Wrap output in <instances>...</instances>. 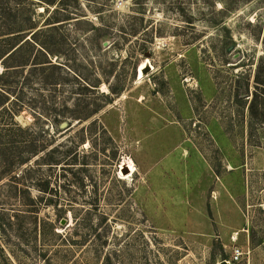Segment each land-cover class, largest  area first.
<instances>
[{"label": "rangeland", "instance_id": "rangeland-1", "mask_svg": "<svg viewBox=\"0 0 264 264\" xmlns=\"http://www.w3.org/2000/svg\"><path fill=\"white\" fill-rule=\"evenodd\" d=\"M62 4L55 30L0 64L30 129L14 141L33 146L0 182V264H264V125L248 109L264 100V0ZM0 6L3 40L48 17Z\"/></svg>", "mask_w": 264, "mask_h": 264}, {"label": "trees", "instance_id": "trees-1", "mask_svg": "<svg viewBox=\"0 0 264 264\" xmlns=\"http://www.w3.org/2000/svg\"><path fill=\"white\" fill-rule=\"evenodd\" d=\"M74 1L76 3L79 2V0H74ZM34 2L37 3V6H40V5L47 6V8L46 6H43L46 10V13L48 14V17L46 18L42 27H37V24L35 23H33L32 25V24H27L26 22H23L21 26L17 28V30L15 28L13 29L16 31L13 33L15 34L13 39L3 40L1 37L4 34H1V33H4L3 29L4 28L7 29L6 28L7 26L0 23V64H4V62L7 59L16 57L18 52L21 51L23 45L28 43L29 40H33V42H36V40H39L38 37L41 34H45V36H48L49 33L55 30V26H51L53 25V23H51V21L53 20V18L51 17L53 13H50L49 9H51V7L58 8L59 5L64 6L62 3L65 2V0H34ZM1 10H2V7L0 6V11ZM73 13L74 12L65 10L63 17L66 19L61 20V21L70 20L71 18L69 17H71ZM61 21H58V22H61ZM81 21L82 20H77L76 22L80 23ZM48 26H51V27H48ZM97 31H100V29H97ZM27 33L32 34L30 39L28 40H26L27 37H25ZM63 41H64L63 36H61L59 41L56 42L55 44L56 45L58 44L59 47L61 46L63 47L62 45L64 43ZM41 47H42V50H44L45 53L49 56L57 55L58 57H61L62 55L60 50H50L49 48L46 49L43 46ZM29 65H33V64H29V60H26V61H22V64H20L18 67H21L23 69V68H27V66ZM3 76H4V72H1L0 73V182L6 177H10L13 180L17 179L15 171L27 165L33 157V146L31 147L30 145L25 144V146H23L22 148V147H19V145L15 143L14 141L15 138H17L20 135L27 136V134L29 133L28 131H30V129L21 127L15 120L17 115L20 113V110H18L14 106L17 104L13 103L14 100L11 99V93L5 90L4 88L5 86L2 83ZM104 77H105V83L108 84L107 82L108 73L107 72H105ZM81 80H83L84 84L86 85V88L87 87L100 88V85L104 81V79L98 80L96 83V86H92L91 84L86 82V80H84L83 78H81ZM257 84L259 83L257 82ZM109 88L111 91L110 94L104 95L105 104L112 103L113 99L111 95L113 96L116 95L117 97L120 96V92H117L116 89L112 88L111 86ZM260 102L264 105V100H262L261 98H255V96H253L250 99L248 109H249V114L251 116L250 117L251 123L253 120H256L258 124L264 125V114L261 115L258 112H256L257 114L254 113V108H257ZM261 103H260V106L262 105ZM100 110L101 108L98 109V111ZM98 111L96 110V112ZM70 119H78L80 120V123H81L83 121H86L88 117L82 118V117L75 116V117H71ZM7 139L10 141L5 142V140ZM21 149L23 150L21 151Z\"/></svg>", "mask_w": 264, "mask_h": 264}, {"label": "bare ground", "instance_id": "bare-ground-1", "mask_svg": "<svg viewBox=\"0 0 264 264\" xmlns=\"http://www.w3.org/2000/svg\"><path fill=\"white\" fill-rule=\"evenodd\" d=\"M148 64H150V66H151V68H154V67H152V65H151V62L148 60V59H146L145 60V62L139 67V70H138V75H139V77H138V80L139 81H141L145 76L142 74V70L145 68V66H147ZM132 164L133 163H125V165H124V167H123V171H125L126 170V172L127 173H124V176H125V174H131L132 172H133V166H132Z\"/></svg>", "mask_w": 264, "mask_h": 264}, {"label": "water", "instance_id": "water-1", "mask_svg": "<svg viewBox=\"0 0 264 264\" xmlns=\"http://www.w3.org/2000/svg\"><path fill=\"white\" fill-rule=\"evenodd\" d=\"M145 57L147 58V59H149L150 57H151V53L150 52H146L145 53ZM151 66H150V64H148L147 66H145V68L142 70V74L144 75V76H146V75H148L149 74V72L151 71ZM139 70V69H138ZM138 77H139V75H138ZM68 124L67 123H64L63 125H62V127H66ZM64 224V223H63ZM220 264H229L228 262H222V263H220Z\"/></svg>", "mask_w": 264, "mask_h": 264}, {"label": "built area", "instance_id": "built-area-1", "mask_svg": "<svg viewBox=\"0 0 264 264\" xmlns=\"http://www.w3.org/2000/svg\"><path fill=\"white\" fill-rule=\"evenodd\" d=\"M241 256H242V252L240 250H237L236 251V254L234 255V258H233L234 259V262L240 261Z\"/></svg>", "mask_w": 264, "mask_h": 264}]
</instances>
